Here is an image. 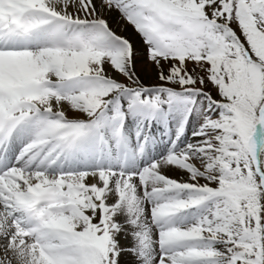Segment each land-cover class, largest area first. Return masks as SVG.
I'll return each instance as SVG.
<instances>
[{
  "label": "snow or ice",
  "instance_id": "6c2138e0",
  "mask_svg": "<svg viewBox=\"0 0 264 264\" xmlns=\"http://www.w3.org/2000/svg\"><path fill=\"white\" fill-rule=\"evenodd\" d=\"M0 264H264V0H0Z\"/></svg>",
  "mask_w": 264,
  "mask_h": 264
}]
</instances>
